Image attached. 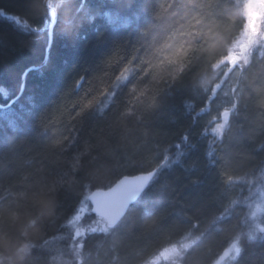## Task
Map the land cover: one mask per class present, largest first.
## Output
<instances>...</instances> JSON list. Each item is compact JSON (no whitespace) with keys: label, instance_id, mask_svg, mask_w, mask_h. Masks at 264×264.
<instances>
[{"label":"trees","instance_id":"16d2710c","mask_svg":"<svg viewBox=\"0 0 264 264\" xmlns=\"http://www.w3.org/2000/svg\"><path fill=\"white\" fill-rule=\"evenodd\" d=\"M50 5L47 62L8 105L45 58L52 16L44 0H0V264H145L186 239L180 264H215L234 242L228 264H264V234L248 238L237 205L264 167V41L218 139L200 86L245 27L238 0ZM185 12L197 44L176 72L157 49ZM155 169L119 223L73 237L91 192Z\"/></svg>","mask_w":264,"mask_h":264},{"label":"rangeland","instance_id":"374dc122","mask_svg":"<svg viewBox=\"0 0 264 264\" xmlns=\"http://www.w3.org/2000/svg\"><path fill=\"white\" fill-rule=\"evenodd\" d=\"M238 3L245 19V27L230 47L227 57L214 67L210 77L202 79V83L200 81V86L208 98L207 108L209 105L214 108L208 133L216 139L223 133L229 116L236 107L244 78L243 69L250 56L261 50L264 41V0H238ZM245 184L247 191L237 205H243L247 209L246 235L248 238H256L264 234V167L257 175L245 180ZM69 226L76 240H80L86 232H104L111 227L105 219L91 212L88 202L73 216ZM195 241L183 240L162 250L145 264H180L183 254ZM238 251V244L234 242L226 250L227 256L215 264L232 262Z\"/></svg>","mask_w":264,"mask_h":264},{"label":"water","instance_id":"95a60500","mask_svg":"<svg viewBox=\"0 0 264 264\" xmlns=\"http://www.w3.org/2000/svg\"><path fill=\"white\" fill-rule=\"evenodd\" d=\"M49 2L50 0H44V6L52 16V22L48 31V46L45 52V58L40 66H33L25 70L21 77V88L19 94L8 105L20 97L23 91L26 74L31 70H36L39 67L44 66L47 62L52 40V29L56 18V12L54 8L49 6ZM3 107L5 106L0 105V108ZM155 173L156 170L135 176H124L106 190H96L91 192L87 197L88 203L91 207V212L94 215L105 219L111 227L115 226L125 216L129 207L132 206L143 194L155 176ZM226 256L227 252L225 251L220 255L219 259L223 260Z\"/></svg>","mask_w":264,"mask_h":264},{"label":"clouds","instance_id":"9594fccd","mask_svg":"<svg viewBox=\"0 0 264 264\" xmlns=\"http://www.w3.org/2000/svg\"><path fill=\"white\" fill-rule=\"evenodd\" d=\"M188 13H184L178 19L171 21L166 26L171 30V35L166 39L165 44L161 45V48L157 49L158 52L163 54V50L167 49V55H165V63L172 62L177 65L175 71H180L179 65L181 61L191 55L196 48L197 40L191 33L190 24L185 21ZM159 71H163L164 64H155ZM165 75L167 73H164Z\"/></svg>","mask_w":264,"mask_h":264},{"label":"bare ground","instance_id":"6f19581e","mask_svg":"<svg viewBox=\"0 0 264 264\" xmlns=\"http://www.w3.org/2000/svg\"><path fill=\"white\" fill-rule=\"evenodd\" d=\"M50 3V2H49ZM4 16V15H3ZM7 18H9L10 19V17L9 16H6ZM47 46H48V40H47ZM156 170V172H157V169H155ZM154 171V170H153ZM152 172V171H151ZM149 173V172H148ZM141 174H143V173H141ZM156 174V173H155ZM154 178V177H153Z\"/></svg>","mask_w":264,"mask_h":264}]
</instances>
